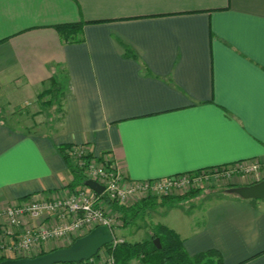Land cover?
<instances>
[{"label":"crops","instance_id":"0c3cea01","mask_svg":"<svg viewBox=\"0 0 264 264\" xmlns=\"http://www.w3.org/2000/svg\"><path fill=\"white\" fill-rule=\"evenodd\" d=\"M79 22L83 41L62 42L55 27ZM58 69L60 126L8 125L1 107L35 102ZM78 145L129 181L249 161L264 173V0H0V210L71 191L58 148ZM216 195L154 206L149 224L190 255L264 264V200Z\"/></svg>","mask_w":264,"mask_h":264},{"label":"built area","instance_id":"2783aa9c","mask_svg":"<svg viewBox=\"0 0 264 264\" xmlns=\"http://www.w3.org/2000/svg\"><path fill=\"white\" fill-rule=\"evenodd\" d=\"M68 153L74 160H78V166L83 169L86 180H92L103 187L102 194L98 195L84 186L52 196L32 197L0 210V255L8 256L14 250L17 253L35 250L39 244L61 239L77 231L84 235L83 232L90 230L93 224L112 229L114 227L111 226V220L104 216V211H107L106 200L130 205L133 201L153 195L172 194L174 189L179 188L176 177L129 181L115 168L108 155H93L82 145L72 146ZM238 164H242L245 174L261 176L262 170L256 161ZM54 215L57 219H51ZM45 222L47 223L44 224ZM6 235L10 240L14 237L16 242L6 245V241H3ZM118 242L122 243L114 241L113 247ZM92 260L94 259L73 264H95ZM105 264H115L112 253Z\"/></svg>","mask_w":264,"mask_h":264},{"label":"rangeland","instance_id":"374dc122","mask_svg":"<svg viewBox=\"0 0 264 264\" xmlns=\"http://www.w3.org/2000/svg\"><path fill=\"white\" fill-rule=\"evenodd\" d=\"M57 32V30L55 29ZM59 34L60 39L64 43L71 42L75 40V38L79 36H69L68 30L63 29ZM60 83L58 86L61 87L59 89L56 84ZM67 81L65 77V72L61 69L57 70V75L50 77L49 80L45 81L42 86L40 92L36 95V101L31 102L29 105H21L18 108H2L1 112L3 115L4 121L10 125L11 127L28 134H37V135H45L49 133V127L60 126L62 119L64 117V103L67 95ZM63 91V92H62ZM3 106V105H2ZM84 145H82L83 147ZM85 147V146H84ZM87 150L88 148L85 147ZM71 150V148H69ZM84 154V153H83ZM88 160L85 161L88 162ZM75 164H78V160L75 159L73 161ZM262 178H264V173H260ZM259 175H247L242 171V164L232 165V166H224V167H216L210 169H202L199 171H195L192 173H185L179 175L175 178L178 182L179 188L174 189L172 194L165 195H153L157 197V201L161 199L162 196L174 197V198H185L189 200L193 197L200 195H209V194H227L226 191L232 187H240L246 186L253 183L260 182L261 179ZM151 196V198L153 197ZM217 196V195H216ZM234 196V195H232ZM149 198V197H147ZM184 200V201H186ZM133 201V200H132ZM140 200H137L138 202ZM136 202L133 201L130 205H122V206H131ZM107 206V211H104V216L111 220L110 223L113 226V237L114 241H127V242H140L144 241L148 238L146 234V229H144V225L149 224L151 220L155 218L154 215L152 217L146 216L142 218L139 216L134 222L129 224H124L122 218L112 211L109 208V205L105 203ZM198 205V202L188 201L184 204L185 208L193 209ZM157 207V205L155 206ZM154 208V207H153ZM150 209V207L148 208ZM156 211H164V208H156ZM151 215V214H150ZM80 215H77L79 217ZM56 215H54L51 219H54ZM45 219V218H42ZM45 222L44 224H46ZM99 226V225H98ZM97 225H91V229L98 227ZM88 231L83 232L84 235L87 234ZM80 231L74 232L72 235H66L65 237L57 240H51L49 242H45L39 244L37 248L27 251H21L17 253V251H11L9 254L5 252L0 255L1 257H5L6 259H18V258H34L40 255H44L49 253L55 249L63 248L71 245L76 239L84 236ZM6 239V240H5ZM3 241H6V245H12V243L16 242L14 237L10 240L8 235L3 237ZM119 243V242H118ZM1 254V253H0ZM111 255V250L109 247H104L93 257L95 264L99 262L101 264H105L108 258ZM5 259V260H6ZM115 261V258H114ZM115 264H117L115 262ZM131 264H135L132 262Z\"/></svg>","mask_w":264,"mask_h":264},{"label":"trees","instance_id":"16d2710c","mask_svg":"<svg viewBox=\"0 0 264 264\" xmlns=\"http://www.w3.org/2000/svg\"><path fill=\"white\" fill-rule=\"evenodd\" d=\"M84 25L85 23L79 22L59 25L56 26L55 29L57 32L67 29L69 36L80 35V37L75 38V40L68 42L80 43L83 41L81 33ZM59 84L60 83L56 84V86ZM60 88L61 87H59V89ZM69 148H71V146H63V148H58V151L68 166L71 175V181L68 184V188L71 191H75L78 188L84 187L86 177L83 173V169L80 168L77 163L75 164L73 162L75 160L68 153ZM156 199V196H153L152 198H144L131 206H122L109 200H106V203L112 211L117 213L122 218L124 224L126 225L134 222L139 216L145 218L148 215V210L156 205L167 206L179 204L186 200L185 198H174L168 196H162L159 201ZM149 207L150 209H148ZM145 228L148 232V238L144 241L133 243L123 241L115 247L111 245L105 246L109 247L117 264H131L132 262H135V264H223L221 254L214 249L194 255L188 254L184 248L183 240L178 236V234L162 224H145ZM155 239H159V249H157L153 244ZM5 259V257H1L0 262Z\"/></svg>","mask_w":264,"mask_h":264},{"label":"water","instance_id":"95a60500","mask_svg":"<svg viewBox=\"0 0 264 264\" xmlns=\"http://www.w3.org/2000/svg\"><path fill=\"white\" fill-rule=\"evenodd\" d=\"M84 186L100 195L103 187L92 180H86ZM242 200H264V178L257 183L246 186L232 187L226 191ZM114 240L111 229L107 226H98L86 235L76 239L71 245L55 249L44 255L34 258L6 259L0 264H73L88 261L93 258L99 250L110 245ZM153 244L160 248L159 239Z\"/></svg>","mask_w":264,"mask_h":264},{"label":"bare ground","instance_id":"6f19581e","mask_svg":"<svg viewBox=\"0 0 264 264\" xmlns=\"http://www.w3.org/2000/svg\"><path fill=\"white\" fill-rule=\"evenodd\" d=\"M111 231H112V229H111ZM110 245H112V243H111ZM98 252H99V251H98Z\"/></svg>","mask_w":264,"mask_h":264}]
</instances>
